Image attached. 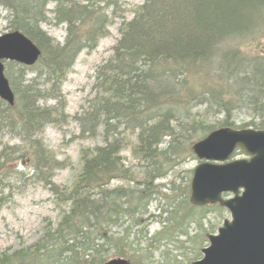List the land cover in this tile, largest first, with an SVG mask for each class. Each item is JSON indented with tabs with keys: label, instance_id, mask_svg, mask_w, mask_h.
Returning <instances> with one entry per match:
<instances>
[{
	"label": "trees",
	"instance_id": "16d2710c",
	"mask_svg": "<svg viewBox=\"0 0 264 264\" xmlns=\"http://www.w3.org/2000/svg\"><path fill=\"white\" fill-rule=\"evenodd\" d=\"M50 2L55 3L54 22L66 24L62 44L41 28V23L49 21ZM116 6L112 0L104 7L70 0H0L11 31H20L41 51L34 65L4 64L15 99L13 105L0 99V129L13 132L24 149L17 145L1 149L0 163L15 153L26 158L61 209L55 228L48 225L32 245L0 254V264H103L109 246L118 258L136 263L139 257L126 249L124 238H114L108 228L123 216L146 210L156 192L153 181L182 157L186 142L190 144L186 154L192 155V139L198 141L219 127L233 128L228 116L214 125L181 117L178 111L186 110L188 99L199 94L193 88L185 91L186 79L179 77L196 73L217 59L222 42L255 39L264 21V0H144L131 19L120 23L111 55L95 70L96 97L91 111L76 116L83 134L93 135L101 126L103 143L81 150V167L70 187L52 181L54 170L63 163L38 135L46 125L67 118L61 84L78 53L92 50L108 34V11L113 13ZM226 54L229 61L223 73L242 85L240 94L244 90L252 93L249 104L260 119L254 127L264 129V58H243L239 49ZM29 73L33 75L27 77ZM207 94L229 112L220 91ZM41 100L55 103L40 105ZM131 133L135 135L132 154L144 164L140 167H128L121 157L123 148L131 144ZM165 137L170 139L163 148ZM238 152L244 153L237 149L234 155ZM7 171L0 167V197ZM115 180L124 182L109 188ZM181 194L193 209L188 201L189 185ZM209 208L199 207L203 213ZM189 214L186 211L183 217Z\"/></svg>",
	"mask_w": 264,
	"mask_h": 264
},
{
	"label": "rangeland",
	"instance_id": "374dc122",
	"mask_svg": "<svg viewBox=\"0 0 264 264\" xmlns=\"http://www.w3.org/2000/svg\"><path fill=\"white\" fill-rule=\"evenodd\" d=\"M70 1L79 5L104 7L111 0ZM112 1L117 6L113 13L111 9L108 11V34L100 38L92 50L84 49L78 53L61 84L67 118L56 125H46L38 135L44 145L63 163L52 175V181L61 187L68 188L73 184L81 167V150L103 143L102 127L93 135L89 132L83 134L76 116L91 111L96 97L95 70L111 55L112 47L119 38L120 23L131 19L133 11L144 0ZM54 6V2L47 5L49 21L41 23V28L55 42L62 44L67 33L66 24L54 22ZM6 15L5 9L0 7V35L11 31ZM219 46L218 55L215 57L217 59L212 63L203 66L196 73L179 77L180 80L186 79L185 91L193 88L199 95L188 99L186 110L182 108L178 113L189 121L196 119L213 125L228 116L235 129L242 128V125L255 129L254 126L260 119L249 104L253 95L246 90L240 94L239 88L242 85L234 81L231 74L223 73V68L229 61L224 55H227V51L231 53L239 49L243 58H264V21L259 26L255 39L235 38L224 41ZM32 75L29 73L27 77ZM213 89L221 92L223 99L227 101L229 112L218 107L214 99H210L207 93ZM54 103V100L39 102L46 106ZM174 125L178 127L177 122ZM169 139L165 137L166 142L161 147L164 148ZM129 140L131 144H127L121 151L123 162L128 167H140L144 164L131 151L135 141L134 133L129 135ZM14 145L24 149L22 141L13 132L0 129V151ZM189 146L186 142L182 157L171 162L172 166L163 177L153 181L152 187L156 192L148 200L146 210L123 216L118 224L108 228L109 234L114 238H124V246L131 255L134 253L132 256L137 259L139 257L136 263L126 258L129 264H190L202 257L201 249L208 245L207 234L215 233L224 219H230L229 211L219 204L206 205L210 208L203 213L198 206L191 209L183 201L181 192L186 185H190L192 170L200 162L194 153L186 154ZM246 157L245 153L239 152L233 156ZM0 167L8 168L0 197V254H11L35 243L48 225L55 228L61 217V209L48 187L33 174L34 170L26 158H21L18 153L10 154L4 164L0 163ZM123 182L115 180L108 187L112 188ZM186 211L190 214L184 218ZM189 216L192 218H188ZM204 232L205 239L202 238ZM106 249L107 261L118 258L113 247Z\"/></svg>",
	"mask_w": 264,
	"mask_h": 264
},
{
	"label": "water",
	"instance_id": "95a60500",
	"mask_svg": "<svg viewBox=\"0 0 264 264\" xmlns=\"http://www.w3.org/2000/svg\"><path fill=\"white\" fill-rule=\"evenodd\" d=\"M40 54L20 31L0 35V99L10 105L15 99L4 61L30 66ZM237 148L247 157L233 158ZM192 150L200 162L192 171L188 201L194 206L218 203L230 219L207 234L202 257L190 264H264V129L219 127L196 141ZM103 264L129 262L114 258Z\"/></svg>",
	"mask_w": 264,
	"mask_h": 264
},
{
	"label": "bare ground",
	"instance_id": "6f19581e",
	"mask_svg": "<svg viewBox=\"0 0 264 264\" xmlns=\"http://www.w3.org/2000/svg\"><path fill=\"white\" fill-rule=\"evenodd\" d=\"M10 32H11V31H10ZM5 62H7V61H4V64H5ZM35 63H36V62H35ZM35 63H34V64H35ZM34 64H33V65H34ZM30 66H31V65H30ZM194 143H195V142H194ZM194 143H193V144H194ZM237 149H239V148H237ZM192 151H193V150H192Z\"/></svg>",
	"mask_w": 264,
	"mask_h": 264
}]
</instances>
